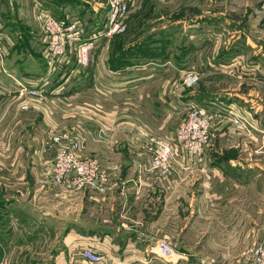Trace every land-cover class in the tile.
Masks as SVG:
<instances>
[{
	"label": "crops",
	"instance_id": "obj_1",
	"mask_svg": "<svg viewBox=\"0 0 264 264\" xmlns=\"http://www.w3.org/2000/svg\"><path fill=\"white\" fill-rule=\"evenodd\" d=\"M9 1L5 0L4 4ZM79 1L88 16L90 0ZM253 4L249 5L248 1L244 5L243 23L228 11L217 13L208 10L190 19L188 24L183 19L165 24V36L169 42L165 47L157 44L150 47L159 48L168 55L175 53L176 57L168 58L165 54L158 59L137 61L140 63L130 61L126 67L119 66L120 62L114 63L117 55L112 54V64L109 62L110 51H116V48L112 49L114 39L104 41L93 51L90 67L77 75L67 92L48 93L44 101L30 100V116H22L17 107H10L13 104L9 101L15 94L8 97V102L0 98V146L5 149V156L0 158V264H4L5 259L18 258L17 252L9 253L14 245H31L33 248L39 244L40 233L44 231L61 238L65 246L64 264H87L79 253L71 254L69 251V246L75 250L86 242L103 253V264H200L197 263L200 260H210L206 264H219L216 261L240 264L247 251L241 244L248 238L264 244V224L250 227L246 222V209L248 212L254 209L253 196L248 194L247 187L250 183L261 184L264 179V109L257 102L254 105L255 100L249 93H236L227 86L216 92L210 86L218 82L230 83L233 78L242 84L244 78L241 75L253 72L264 78V0H256ZM0 9V14H3V6ZM219 30L222 35L229 36L220 50L224 52L222 60L216 57ZM38 31L42 45V34ZM241 35L244 38L233 44ZM184 36L201 40L192 51V62L188 67L202 74V78H211L209 87L202 81L198 91L186 95L178 85L180 72L187 68L188 63ZM41 49L42 46L32 59L23 57L24 54L18 55L15 63L19 64L16 65L9 53L4 70L20 79L42 76L45 64ZM206 50L211 55L206 56L203 53ZM134 51L141 53L140 49ZM128 55L136 58L134 54ZM216 64L218 68L213 67ZM3 78L6 84L13 83L10 78ZM54 82L51 84L55 85ZM187 95H191L187 101L200 106L248 112L257 123L255 130L242 133L229 122L218 119L213 123V137L202 157L191 164H173L169 177L164 179L140 173L137 165L145 163L147 156L143 132L157 138H172L175 129L169 121L170 114L176 110L185 112ZM81 108L83 115L77 111ZM75 122L81 123L85 138L81 156L93 158L107 169L111 173L110 185L103 195L90 191L79 195L69 193V202L77 204L74 211L77 214L68 212L61 216L54 213L53 224H50L45 216L47 213L37 207L35 200H24L18 195H28L32 177L35 182L39 181V169L45 171L50 165L54 154L53 148L46 145L50 136L65 135ZM9 149L16 151L13 158L9 156ZM15 169L19 171L16 176L12 175ZM9 178L14 179L11 188L20 186L16 192H10L9 186L3 182ZM42 180L41 189L46 188ZM52 188V192L57 189ZM30 204L36 207L40 216L32 214L28 227L24 221V207ZM206 211L205 219L211 229L209 241L213 239L214 249L219 250L221 242L215 229L223 228V242L229 240V249L220 253L219 258L208 255L205 249L185 252L176 246L173 247L182 254V260L168 261L156 255V239L164 238L171 245L191 242L187 236L193 233L199 214ZM78 235L91 241H80ZM196 238L197 242L199 236ZM50 258L55 259L54 255Z\"/></svg>",
	"mask_w": 264,
	"mask_h": 264
},
{
	"label": "built area",
	"instance_id": "obj_2",
	"mask_svg": "<svg viewBox=\"0 0 264 264\" xmlns=\"http://www.w3.org/2000/svg\"><path fill=\"white\" fill-rule=\"evenodd\" d=\"M131 0H90V11L79 17L53 15L48 9L35 8V20L42 34L41 57L45 72L38 78H17L4 70V63L12 49L8 37L0 31V72L10 78L12 84H0V95L15 94L21 103L20 110H28V101H44L48 93L67 92L77 75L90 67L93 51L104 41L126 31ZM1 30V29H0ZM200 74L190 70L182 75L184 90L195 87ZM55 81L52 85L51 82ZM50 88V89H49ZM48 89V91H47ZM185 112L175 128L172 138H157L143 132L147 143L146 162L137 165L140 173L167 178L173 164H191L205 154L213 137V123L216 120L229 122L237 131L249 133L257 125L248 112L233 108L200 106L188 100ZM84 111L80 112L83 115ZM85 138L81 123L63 134H52L47 145L54 150L53 159L46 171L44 185L72 195L90 191L103 195L109 189L111 173L95 159L82 157ZM80 241H91L81 235ZM79 256L87 264H103L104 256L89 242L76 247ZM156 255L163 260H182V254L164 238L155 240ZM212 264V263H211ZM241 264H264V244L255 243L246 253Z\"/></svg>",
	"mask_w": 264,
	"mask_h": 264
},
{
	"label": "rangeland",
	"instance_id": "obj_3",
	"mask_svg": "<svg viewBox=\"0 0 264 264\" xmlns=\"http://www.w3.org/2000/svg\"><path fill=\"white\" fill-rule=\"evenodd\" d=\"M225 1L226 0H131L130 14H129L130 17L128 16L126 31L112 38L114 39L112 43V49L114 50L116 48L115 52L118 53L115 52L112 53L110 51L109 53L110 64H112L113 55L115 56L117 55L114 63L120 62L119 66H125V67L131 64L130 61H134V62L136 61V63H140L137 61L143 62L145 61V59L148 58L158 59L164 56L165 54L168 56V58H170V56L176 57L175 53H173V55L170 54L168 55L167 52L162 53V51L159 48H157L158 49L157 50L150 47V45L152 44L162 45V47H165L167 41L169 42V40L165 36V31H164L165 24L171 21L182 20V19L185 20L186 23L187 22L191 23L190 19L208 10H212V11L214 10L217 13H223L224 11H228V13H230L232 17H234L237 21H242L243 23L244 19L241 20L242 19L241 15L243 14L242 10L245 8L244 5L246 4V2L249 1V5L252 3H254L253 5L256 4V0H247L246 2L240 0H227L228 2L226 3ZM4 3L5 0H0V8H2V6L4 8V12H2L3 14H0V29H1L0 31L3 30L9 34L7 35V37L10 40L11 44H13L12 45L13 48L10 51L11 53L10 57H11V61L14 62L13 63L14 65L19 64V63H15V57L24 54L23 57H29L30 59H32V57H34L35 54L39 53L40 48L42 46L39 42L40 34L34 17L36 6L41 4V7L48 9L53 15L59 17H64V15L65 16L71 15V17H79L83 15L82 7H80L79 0H10L9 2H6V4ZM34 5L36 6L34 7ZM251 9L253 10L255 9V7ZM64 11H67V13H65ZM233 12H235L236 14H233ZM220 17L222 16L220 15ZM220 32L221 30H219V33H217L219 35L216 36L217 48H218L216 50V57L217 58L221 57L222 60V56L224 52H220V50L223 49V43L225 39H229V36L225 34L222 35V33ZM242 38H244L243 35H241L239 39L234 41L233 44L236 42L239 43ZM184 39H185L184 48L187 50L184 53H185V57L188 58L187 61L188 63L186 62L187 68L184 67L183 71L180 72L181 76L178 80L182 79L183 73L192 70L191 66L188 67L189 65H191L192 62L191 61L193 56V55L191 56L192 51L193 50L195 51V49L197 48L196 46L197 43H199V45L201 43V40H199L198 37L196 38V37L184 36ZM218 43H220V45H218ZM142 46H144L145 49H143ZM135 49L137 50L140 49L141 53L134 51ZM36 50L38 52H35ZM207 51L208 50H206L203 53L206 54V56L208 54L211 55V52L208 53ZM127 54H134L133 56L136 58H132V57L130 58L129 55L127 56ZM213 67L218 68V64L213 65ZM201 69L205 72L204 67H201ZM201 75L202 74H200V80L198 84L190 90H185L186 91L184 93L185 95L187 93L190 94L196 90L198 91V87H200L202 81L203 84L205 83V85L207 84V86L209 87L208 82L209 79L211 80V78L209 76L202 78ZM172 76L173 75H170V78H172ZM241 76L244 78L243 80H241L242 84L239 83L240 82L239 79L237 80L233 78L231 79L230 83L218 82V84L217 83H213L212 85L210 84L211 89L215 90L216 92H220L223 88H226L225 86H227V88H233L234 89L233 91H236V93H240V92L249 93L251 95L250 98L255 100L253 101L254 105L255 102H257L260 104L261 108L264 109V78L258 76L256 72ZM3 77L6 76L0 74V84L5 83ZM178 83H179L178 85L181 86V81ZM190 96L191 95H187V98L184 103L187 102L188 98L190 99ZM8 97H14V95L11 96L0 95V98L5 100L7 99V102L9 99ZM9 102H12L13 104L10 107L14 109L18 108L22 116L26 117L31 115V113H28L31 109L30 101H28L27 111L20 110L21 103L16 100V96L12 98V100H10ZM77 111L79 112L80 115V112L84 110L83 108H81V110H77ZM184 115H185L184 112L180 110L173 111L170 114L169 121L173 129L176 128V125ZM4 151L5 149L2 150L0 146V158H2L1 156H5ZM15 154L16 151L12 152V150L9 149V156L11 155L10 158H13ZM26 158L28 159L27 156ZM12 173H13L12 175L16 176L19 174V171L15 169V171L13 170ZM38 175H39L38 178L39 181L37 182H35L34 177H32V182H31L32 185L30 187L31 192H29L28 195H18L19 198L28 201L35 200L37 207L39 208L40 206L47 213L45 216L47 220L50 222V224H53V221L51 220L53 219L52 215L54 213H57V215L59 214L62 216L67 214L68 212H71L73 213L72 215H76L77 213L74 211L77 210L76 207L77 204H74L75 202H69L70 198L67 196L69 193L65 191L62 192L61 190L58 191L57 189L56 191L52 192L53 188L48 185H46V188L43 187V189H41L40 181L43 179L42 180L43 186H45L44 179L46 177V171H41L39 169ZM3 182L5 183L6 186H9L8 189L10 192L11 190L16 192V190L19 189L20 187V186L16 187V185H13L15 186V188L10 187L14 183L13 178L3 180ZM262 185H264V179L261 184L260 182H258V184L250 183L247 187L248 190L247 192L248 194H251V196H253L251 200L254 201L253 204L254 209L252 208L249 209V212H248V208L246 209V212L248 213L246 214L248 216L246 222H248L250 227H255V225L260 226L264 224V188ZM35 208L36 207L33 206V204L24 207V215H25L24 221L28 223V227H30V223L33 218L32 214L33 215L37 214ZM206 215H207V211L205 213H202V215L199 214L200 218L195 222L193 233H190L187 236V240L191 242L187 244H176L172 246H176L177 249L179 248L178 250L185 252L205 249L208 252V255H214L217 256L218 258L220 257V253H223L224 251L229 249V245H230L228 244L229 240H226L225 243L223 242V236H224L223 228L215 229L216 235H218L221 242L219 243L218 246L219 250L216 251L214 249L215 245L211 243L213 239L212 241H209V233L211 229L208 227V220L205 219ZM37 216H40V214H37ZM25 230L27 231V229ZM57 231H58L57 235H59L60 229H58ZM196 236H199V240H197V242L195 241V239H197ZM39 237H40L39 240L40 243L34 245L33 248H31V245L29 247L27 246L20 247L14 245L13 246L14 248L10 249L9 253L17 252L19 255L16 257L18 258L5 259L4 264H60V263L64 264L65 260H64L63 252L65 250V246H63V243H61V238L56 235L55 237H53V233L51 235L48 234L47 231H44V233H40ZM231 242H234V239L231 240ZM232 244L235 245V243ZM253 244H255L254 239L249 240L248 238L247 242L241 244V246L242 249L243 248H245V250L247 249L246 251L247 253ZM73 249L74 247L69 246V251L71 254L74 252L78 253V249L75 250ZM53 255L55 259L50 258ZM209 261L200 260L197 261V263L206 264ZM241 262L242 260L240 261V264ZM216 263L224 264L223 261H216Z\"/></svg>",
	"mask_w": 264,
	"mask_h": 264
}]
</instances>
